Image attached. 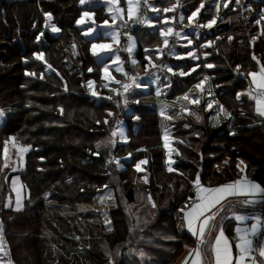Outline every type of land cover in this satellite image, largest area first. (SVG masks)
<instances>
[{"label": "trees", "instance_id": "1", "mask_svg": "<svg viewBox=\"0 0 264 264\" xmlns=\"http://www.w3.org/2000/svg\"><path fill=\"white\" fill-rule=\"evenodd\" d=\"M199 1H182L185 17ZM204 1L201 21L214 15ZM162 3L168 6L173 0ZM251 5V12L239 7L231 10L234 3L222 10L211 35L205 36L215 43L200 50L199 68L186 78H171L170 98L208 77L212 87L218 86L214 91L217 106L223 105L231 118L220 127L194 123L186 130L189 147L182 149L176 166L180 175L164 170L156 111L136 107L142 125L128 148L147 149L150 176L144 182L131 164L120 173L105 169L109 132L104 119L113 107L106 102L96 105L84 95L82 81L97 80L99 67L75 25L81 13L78 0H0V110L6 116L0 127V165L3 141L9 137L32 146L22 166L0 171V222L13 264H109L110 258L114 264H140V251L145 253L144 264H173L191 241L180 231L176 212L193 195L191 181L197 173L203 184L229 183L239 178L242 171L237 164L243 161L245 171L253 170L252 180L264 186V120L255 114L247 95V73L259 69L253 54L264 62V21L253 23L264 3L251 0ZM44 13L52 14L60 29L58 37L44 31ZM41 33L47 43L42 50L36 40ZM142 35L135 54L140 65L144 48L156 44L155 33ZM39 51L55 71L45 73L44 64L33 56ZM203 54L208 58L203 59ZM205 64L214 67L208 69ZM89 68L91 74H87ZM11 108L17 111L11 113ZM14 152L10 150L11 158ZM12 177H18L25 188L26 199L19 211L11 203L5 207ZM104 189H110L114 198V207L106 212L110 232L102 226L103 213L80 209L83 204L94 206Z\"/></svg>", "mask_w": 264, "mask_h": 264}, {"label": "crops", "instance_id": "2", "mask_svg": "<svg viewBox=\"0 0 264 264\" xmlns=\"http://www.w3.org/2000/svg\"><path fill=\"white\" fill-rule=\"evenodd\" d=\"M182 1L183 0H179L177 8L173 12H169V13L160 12L158 14L156 12H153L150 8L142 7L139 15H143L145 18L151 19L152 23L156 25V27H149L147 24L133 23L132 21H128V24L122 27L121 24L123 22L121 20L117 19L114 23L112 19V15L116 7L115 5L111 6L110 8L108 5L105 4L104 0H90V2H86L84 5H81L78 0V5L81 7L80 16L85 11L92 13L93 20L95 21V25L93 26L92 33H90L87 36L84 35V32L87 30L88 26L91 24V21H89L88 23L84 25H77L76 23L75 25L80 31L81 35L89 42V47H88L89 54L92 56L94 64L99 67L97 80H95V78L89 77L85 81H82L81 85L84 90V95L88 97L90 100H92L96 105L101 102H106V103H109L113 107L111 110L106 111V117L104 119V121L105 120L108 121L107 124L104 123L109 132L108 141L110 139L115 140L114 144H108L107 151L104 157V166L108 172L120 173L125 170L127 165L131 164L132 169L136 173L142 176L143 181L145 182L144 180L145 177L147 178V181H148V178L150 176L149 174L150 167H149V158L146 155L147 153L146 147L139 145L133 151L129 150L128 148V145L131 142V138H135V136L140 131L141 125H142L141 119L139 120L133 119L134 116L138 115L135 111L137 106H140V105L147 106L150 109L156 111L157 117H158V126L160 129L161 147L163 150V157H164L163 158L164 170L166 173H174L178 175H180L181 172L177 169L176 166L179 163L180 159L182 158V149L189 147V146L186 147L187 143L185 142V139H184V134L186 130L192 128L194 123L198 125L204 124L210 128H216V127H220L222 125L228 124L229 121L231 120L229 115H226L225 113L220 112L219 106H217L215 98H214V91L218 89V86L212 87L209 84V78L204 83L203 92L196 89L194 87L195 86L194 84L184 93L177 94L172 98L168 96L170 92L172 77L177 76L179 78H186L193 72H190V74L187 76H180L178 74L180 70L189 72V70L193 67H195L196 70L199 68V67H196V65L200 66V63H199L200 50L209 48V46L206 45V42L213 41L211 39H206L205 36L211 35L210 30L216 24L215 23L211 29L197 27V24H205L209 20V19L207 21L200 20L201 12L203 8H205L206 6L205 1L201 0L197 4V6L189 12V15H191V12L195 11L196 8L200 7L201 3L204 4V7L200 9V12L194 18V23L192 25H189V21L187 19L189 15L185 17L184 10H187V9H185V7H183L182 9V6L185 4V2L182 3ZM207 1H208L207 6L211 8L212 11L214 12L213 16H216V22H217V20H220L222 18L221 11L226 8L223 6L226 0H219V3L221 5L219 10H217L216 3L214 2V0H207ZM252 1L255 3L260 2V0H252ZM162 2L163 0H149V3L151 5L159 9H163V8H167L171 6V4L166 6ZM176 2L177 0H173V3H176ZM242 3L246 4L247 0H242ZM229 4H231V2ZM119 5L125 8L124 19L127 20L125 0H119ZM251 7L253 9L252 5ZM259 11L255 13V16H256L255 20L259 19ZM244 12H247V11H244ZM180 15L184 16V20L182 22L180 21ZM165 17H174V19H171L168 21L167 26L173 27L174 31H180L182 34V37L187 36V39L192 40L193 43L191 45H187V39L170 36L168 38L169 45L166 48L163 47V41L159 35V29L161 27H165V24L163 23ZM46 19L47 18L44 15V22H43L44 31L49 32L55 38L58 37L60 35V31L53 32L50 26L51 24H54L53 16H52V20L48 22L49 23L48 27L45 26ZM105 20L108 21L107 24H104ZM255 20L253 21L254 24H256ZM203 29L207 30L205 35H203ZM113 32L117 33L118 35V43L112 40L111 33ZM143 33L145 34L155 33L156 34L155 36L156 44L150 47L144 48V53H145L143 57L144 64L140 65L135 54L138 49L139 38L143 39V35H142ZM39 36H40V39L37 41L39 43L40 50H42L43 48L47 46V43L43 40L42 35H39ZM129 37H132L135 43V47L132 49L131 54H129V52L127 51V47L129 44ZM93 43H110L112 45L111 51H105L99 54L98 56H93L91 52V45ZM201 45H204V46L201 47ZM173 48L175 51V55H169V50ZM158 50L162 52V55L160 56V58H157V55H156ZM190 50H194V55L197 56L198 59L193 60L190 57H187L185 55L186 52ZM39 52H43V51H39ZM117 55L120 58L118 62L119 67L123 69V72L116 70L117 63H114V60H115V56ZM146 56L150 58L151 62L154 63L156 67H152V65L149 63V60L145 59ZM177 56H183L184 58L177 59ZM202 58L206 59L208 58V55L203 54ZM133 60L137 61V63L133 64L132 63ZM38 61L44 64L45 73L49 74L53 72L51 69H48V64L44 62V59L38 60ZM105 65H108L109 74L112 77H114L115 80L120 81L121 84H116L114 83V81H105L102 79V76H103L102 68ZM146 66L148 68L147 72H145ZM166 66H171L173 68V71L177 74L173 75L172 73H169L167 71ZM186 66L189 67V69L184 70ZM212 68H208V69H212ZM91 73L92 71L89 72L87 70V74H91ZM123 73H127L128 75L125 76ZM133 76H135L136 78V83L140 84L141 87H136L135 85H133L132 87L129 88L128 93H124V96H117L114 92L110 90L112 88H116V89H119L121 92H123L121 85L125 83H130L131 78ZM156 77H159V80H157ZM89 80L94 81V85L92 89H89L87 87V81ZM169 82H170V86L165 87L164 85L169 84ZM105 85H108V86L105 87ZM144 85H147V87H144ZM158 86L161 92V95L159 96L156 95V89ZM253 89H254V85L251 84V77L248 76L247 93ZM92 91H96L98 95L93 96ZM185 93H187L191 98L198 97L200 102L198 104H189L188 101L178 102L176 98L177 97L182 98ZM109 96L112 97L111 100L107 99V97ZM125 97L128 99L127 106H125L123 103V99ZM137 100L139 101V103H136ZM208 102L213 103V107L211 109H207L206 105ZM164 105H167V115H170L173 117V119L170 121L160 115V109ZM183 106H187L189 108V112L182 113L181 109ZM254 110H255V105H254ZM109 112H111L113 115L109 116L108 115ZM177 113H181V114L177 115ZM192 113H195V114H192ZM217 113H219V115H217ZM255 114L257 113L255 112ZM196 115L200 116L199 120L196 119ZM5 117L6 116H4L3 118H0V127H2ZM260 118L264 120V117H260ZM117 121L121 123L118 125ZM185 125H188V127H185ZM116 127L123 128L126 139L124 137H120L119 135H117L116 137L111 136L112 129ZM165 133H167V135L169 136V148L164 147L163 137ZM233 134H234V130L231 131V135ZM183 153L185 154V152ZM135 155H141V156L135 159L134 158ZM93 156L95 158H99V155L93 154ZM141 160L146 161V163L141 164L140 166L141 171L138 172L135 168V165ZM116 161H119V166L117 165ZM169 166H171L174 169V171L169 172L168 171ZM252 173H253L252 169H247L246 171L241 172L238 179H240L241 177H246V179H248L249 181H253L251 178ZM204 185L205 186H218L222 184L213 185L208 182V183H205ZM230 199H232L233 202H235L238 199H243V197L230 198ZM255 200L256 202L252 205H249L244 211L248 215H258V216L264 217V212H262L264 211V202H263L264 198L256 197ZM95 204H97L96 207L83 204V205H80V209L82 211L93 210L95 212H100V213L105 214L107 211L112 209V207H114V198H113L112 191L110 189H104L101 193H99L96 196ZM182 204L177 208V212H176V217L178 220V227L182 233H186L191 237V241L184 245L182 252L176 258L173 264H191V260L193 259V256L189 255V253L194 248L197 247V243H198L197 238L193 236L187 230V228L182 224L183 214L179 211V209L182 207ZM251 223H252L251 220H246L242 224H238V222H236L234 218H229L223 221V228L225 231V235L227 236L229 243L233 248L234 255H235V243L237 242V234L235 232L236 227L239 226L243 228L245 226H250ZM262 238H264V235H261L260 237L254 239V241L259 242V240ZM214 244H215L214 236L213 237L206 236L205 244L200 246L202 253H203L202 259L204 261V264H215V255L212 252V248ZM0 257H3L5 261L8 259V257L4 256L3 253H0Z\"/></svg>", "mask_w": 264, "mask_h": 264}, {"label": "snow or ice", "instance_id": "3", "mask_svg": "<svg viewBox=\"0 0 264 264\" xmlns=\"http://www.w3.org/2000/svg\"><path fill=\"white\" fill-rule=\"evenodd\" d=\"M81 5H84L86 2H90V0H79ZM105 4L108 5L110 8L111 6L115 5V11L112 15L113 22L117 19L121 20L123 23L121 26H126L128 24V21H132L133 23H142L147 24L149 27H156L149 18H145L143 15H139L141 12V5L145 8H150L153 12L160 13H169L173 12L179 3V0H177L176 3L171 4L170 7L159 9L155 6L151 5L149 3V0H125L126 3V14H127V20L124 19L125 14V8L119 5V0H104ZM216 3V8L219 10L220 3L219 0H214ZM234 3V7L231 10H235L236 7H239L243 9L244 11H254L251 7V0H247V3H242V0H226L224 3V7H229V3ZM261 3H264V0H260ZM204 7V4L201 3L200 7L196 8L195 11L191 12V15L187 17L189 21V25H192L194 23V18L197 16V14L200 12V9ZM46 19L45 26H49V21L52 20V14L51 13H44ZM174 19V17H165L163 23L165 24V27H161L159 29V35L162 38L163 41V47H167L169 45V37L175 36L178 38L187 39V36H183L180 31H174V28L171 26H167L168 21ZM247 19V17H245ZM184 20V16L180 15V21L182 22ZM91 21V24L88 26L87 30L84 32V35H89L93 31V26L95 25V21L93 20V14L90 12H83L79 19L76 20L77 25H84ZM261 21H264V8L260 9L259 11V19L255 20L256 24H260ZM108 21L105 20L104 24H107ZM216 23V16H213L211 19L207 21L205 24H197V27H203L211 29L213 25ZM51 30L53 32H59L60 29L56 27L55 24H51ZM40 35H43L41 33ZM112 40L116 41L118 43V35L117 33L113 32L111 33ZM40 36L38 35L36 37V40H39ZM217 39H220L217 37ZM229 41L232 40V37L229 36L227 38ZM193 43L192 40L187 39V45H191ZM215 43V41H207V46H212ZM204 45H201L203 47ZM74 47V45H73ZM135 47V43L133 41L132 37H129V44L127 47V51L129 54H131L132 49ZM159 47V46H158ZM112 45L110 43H93L91 45V52L93 56H98L99 54L105 52V51H111ZM147 51V49H146ZM157 58H160L162 55L161 51H157L156 53ZM169 55H175L174 48L169 50ZM187 57H190L193 60L198 59L197 56L194 55V50L187 51L185 54ZM33 56L37 60H43L44 59V53L43 52H34ZM183 56H177V59H183ZM145 59L149 60V63L152 65V67H156L154 63L151 62L149 57H145ZM252 59L256 61V64L259 66L258 71H250L247 73V76L251 77V84L254 85V89L248 92L249 99L251 101H254L255 105V112L260 116L264 117V62H262L260 59H258L254 54L252 56ZM120 58L119 56H115L114 63H117V71L123 72V69L119 67ZM133 64H136L137 61L133 60ZM167 71L169 73H172L173 75H176L173 71V68L171 66H166ZM196 67H199V65H196ZM205 67L212 68L214 65L212 64H205ZM237 70H239L240 65H237ZM48 69H51L52 71H55V69L52 68L51 64H48ZM196 70L195 67L191 68L189 72H185L183 70L179 71L180 76H187L190 74V72H194ZM89 72L92 71L91 68L88 69ZM148 71L147 66L145 67V72ZM103 76L102 79L105 81H114L116 84H121L120 81L115 80L114 77H112L109 74L108 65H105L102 68ZM125 76H127V73H123ZM26 75H35V73H26ZM59 75V73H57ZM41 78H43V74H41ZM157 80H159V77H156ZM208 79V77H205L204 80H201L199 83L195 84V88L203 92V86L205 81ZM94 85V81L89 80L87 81V87L89 89H92ZM135 85L136 87H141L140 84L136 83V78L133 76L131 78L130 83L122 84L121 87L123 89V92H121L119 89L112 88L110 89L112 92H114L117 96H124V93H128L129 88ZM108 85H105L107 87ZM165 87L170 86L169 84H165ZM144 87H147V85H144ZM92 95L96 96L98 95L96 91H92ZM156 95H161L159 86L156 89ZM242 93H236V99L240 100ZM107 99L111 100L112 97L109 96ZM176 100L179 101H188L189 104H198L200 102L199 98H191L187 93L183 95V97H177ZM123 103L125 106L128 104V99L125 97L123 99ZM136 103H139L137 100ZM119 106V105H117ZM207 109H211L213 107L212 102L207 103ZM220 112L225 113L226 115H230V113H227L226 110L223 108V105H219ZM63 110L61 109V112ZM182 113L189 112V108L187 106H183L181 109ZM181 113H177V115H180ZM195 114V113H192ZM243 115V113H241ZM109 116L113 115L111 112L108 113ZM160 115L164 117L167 120H172L173 117L170 115H167V105H164L160 109ZM219 115V113H217ZM5 116V113L3 110H0V118H3ZM134 120H139L140 117L134 116ZM196 119L199 120L200 116L196 115ZM99 123V121H97ZM105 124L108 123L107 120L104 121ZM121 122L117 121V124L119 125ZM185 127H188V125H185ZM119 135L120 137L125 136V132L122 127H116L112 129L111 136L116 137ZM164 147L169 148V136L167 133L164 135ZM115 140L110 139L108 141V144H114ZM182 143V141H181ZM100 143H97L96 147L100 148ZM31 145H24L18 142L16 137H9L5 141H3L2 145V159L3 164L0 165V171H2L4 168L11 167V156L9 155L10 150H15L14 154L19 157L20 159L23 158V154L27 153L31 149ZM95 155H98V153H94ZM130 155V154H129ZM117 165L119 166V161H116ZM146 163V161L141 160L136 165L135 168L139 172L141 171V164ZM225 164H227V161H225ZM244 162L240 161L237 164V168H239L242 172L244 171L243 168H241V165H243ZM246 167V165H245ZM168 171L172 172L174 169L169 166ZM145 182H147V178H144ZM192 185L195 188V195H189L188 199L185 203V206L183 208H180L179 211L183 214L182 215V224L187 228V230L197 238V247L194 248L189 255L193 256V259L191 260V264H204V261L202 259V250L201 245L205 244V237H213L215 240V244L212 248V252L215 255V264H264V238L260 239L259 242H255L254 238L257 236V234L260 232V229L262 226H264V217L258 216V215H248L244 211L249 205H252L256 202V197H262L264 198V186H262L259 183L249 181L246 179V177H241L240 179L234 180L230 183H225L218 186H205L202 181L200 174L197 173L195 179L191 181ZM23 186H17V180H12V191L16 194V210L19 211L22 207L21 200V188ZM107 187V186H105ZM46 196L48 194H45ZM243 197V199H238L235 202H233L230 198H240ZM149 200H151V197L149 196ZM11 203V198L9 197V203L5 204V207H9ZM153 207H156L155 203L152 204ZM234 218L238 224H242L246 220H251L252 223L250 226H245L243 228L236 227L235 232L237 234V242L235 243V255L233 253V248L229 243V240L227 236L225 235V231L223 228V221ZM110 223V222H109ZM170 239H174V237H169ZM0 253H3L4 256L9 257L6 261L3 259V257H0V264H13V261L10 258V253L6 251L5 249V243H4V236H3V225L2 222H0ZM139 256L141 257L140 264H144V256L145 253L143 251L139 252ZM109 264H113V261L109 260Z\"/></svg>", "mask_w": 264, "mask_h": 264}, {"label": "rangeland", "instance_id": "4", "mask_svg": "<svg viewBox=\"0 0 264 264\" xmlns=\"http://www.w3.org/2000/svg\"><path fill=\"white\" fill-rule=\"evenodd\" d=\"M17 111V109L16 108H11V110H9V112H11V113H14V112H16ZM26 154V153H25ZM25 154H23V158L22 159H20L19 157H17L16 155H14V157L11 159V161H10V163H11V166H12V171H14L15 170V167L17 166V165H20V166H22L23 165V163H24V157H25ZM13 179H16L17 180V186H23L22 188H21V195H22V200H21V204L23 205V202H24V200L26 199V193H25V188H24V185H23V183H22V181L18 178V177H12L11 178V180H10V183H9V188H10V193H11V204L14 206V208L16 209V194H15V192H13L12 191V180ZM9 203V197H7V203L6 204H8ZM97 206V204H95L94 205V207H96ZM102 226H103V228H104V230L106 231V232H110V230H111V227H110V225H109V221H108V214H104L103 215V217H102ZM153 237H157V235L156 234H154L153 235ZM154 242H156V243H159V241L158 240H155ZM160 248H162V249H164V247H163V245H162V243H161V246H159ZM112 260V259H111ZM113 264H114V262H113Z\"/></svg>", "mask_w": 264, "mask_h": 264}, {"label": "built area", "instance_id": "5", "mask_svg": "<svg viewBox=\"0 0 264 264\" xmlns=\"http://www.w3.org/2000/svg\"><path fill=\"white\" fill-rule=\"evenodd\" d=\"M241 168H243L244 171H245V166H244V165H241ZM244 171H243V172H244ZM194 195H195V188H193V195H192V196H194ZM187 199H188V198H187ZM187 199L183 202L181 208H183V207L185 206V203H186ZM263 202H264V200H263ZM261 235H264V226L261 227L260 232L257 234V236H256L254 239L260 237Z\"/></svg>", "mask_w": 264, "mask_h": 264}, {"label": "water", "instance_id": "6", "mask_svg": "<svg viewBox=\"0 0 264 264\" xmlns=\"http://www.w3.org/2000/svg\"><path fill=\"white\" fill-rule=\"evenodd\" d=\"M142 7H144L143 4L141 5V8H142ZM238 76H239V77H242V74H240V75H238ZM262 212H264V211H262Z\"/></svg>", "mask_w": 264, "mask_h": 264}]
</instances>
